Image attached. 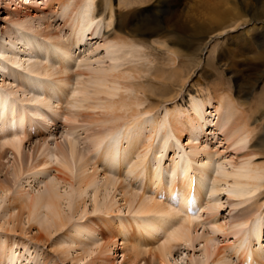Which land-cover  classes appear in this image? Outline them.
<instances>
[{
    "label": "bare ground",
    "instance_id": "bare-ground-1",
    "mask_svg": "<svg viewBox=\"0 0 264 264\" xmlns=\"http://www.w3.org/2000/svg\"><path fill=\"white\" fill-rule=\"evenodd\" d=\"M13 1L6 0V6ZM33 1L39 4V0L28 2ZM176 1L155 3L170 11ZM40 2L43 6L38 15L31 6H17L10 25L0 32V68H18V86L26 92L19 100L18 87L12 91L0 84V166H4L1 160L7 152L13 155L12 178L0 179V196L13 193L7 204L0 202V228L17 232L24 230L25 223H37L45 237L39 234L35 239H46L54 246L60 234L67 233V238L76 235L68 244L61 241V248L53 247L61 263L176 264L175 246L199 240L204 243L206 260L201 264H234L232 256L211 242L217 234L228 237V232L242 227L238 240L225 248L240 250L242 264H250L247 256L252 264H264V128H259L264 126V87L263 96L252 102L249 94L235 95V99L232 94L209 91V86L206 89L198 82L188 85L189 76L178 68L181 44L174 32L159 42L169 60L156 70L149 56L152 53H147V40L137 37L162 34L159 31L166 27L160 20L166 11L156 9L155 15L139 17L129 26L122 16L135 9L137 0H120L116 7L111 0ZM204 5L213 27L209 38L230 32L231 26L236 29L248 18L264 20V0H204ZM240 34L251 45L264 36V23L255 22ZM258 57L264 58V54ZM153 78L162 84L159 90L151 84ZM179 96L182 101L167 103ZM156 97L158 101H152ZM54 98L57 105L68 108L67 140L56 141L54 146L39 140L25 152V137L41 132L40 127L25 128L27 113L44 117L42 107L53 109ZM161 108L164 116L159 114ZM35 124L31 120L28 126ZM42 126L47 132L53 127ZM211 127L226 141L222 151L209 144L206 129ZM121 134L125 144L119 139ZM184 135L188 138L185 146L181 143ZM28 142L33 141L28 138ZM169 148L170 166L162 167L159 155ZM51 167L57 174L39 178ZM165 169L169 175L164 176ZM144 171L149 193L144 190L140 195L136 188L128 187L125 176L134 172L131 185H135ZM26 174L43 184L26 192L21 184ZM116 191L123 196L132 219L119 218L116 232L110 231L114 238L100 244L92 237L89 224L77 228L74 218L90 212L109 215L117 204L112 194ZM89 193L91 206L84 197ZM158 195L167 200L161 201ZM225 204L245 208L232 220H221ZM204 209L206 218L201 220ZM197 225L203 228L200 234ZM112 244L121 250L117 263L110 257ZM12 245L0 242V264L19 263L21 255Z\"/></svg>",
    "mask_w": 264,
    "mask_h": 264
},
{
    "label": "rangeland",
    "instance_id": "rangeland-1",
    "mask_svg": "<svg viewBox=\"0 0 264 264\" xmlns=\"http://www.w3.org/2000/svg\"><path fill=\"white\" fill-rule=\"evenodd\" d=\"M5 1H0V32L2 30H5L10 25V21L13 20L12 18L13 10H15L17 6H20V5L31 6L32 12L34 13V15L35 13L37 15L40 14L39 11H41V9H39V6H43L42 2H40L42 0L38 1L39 4L36 2L37 5H34V1L33 3L32 2L29 3L28 2L29 0H14L13 2H11L10 6H6L7 3ZM111 1L113 2V5H115L116 7L117 5H119L118 2L120 0H111ZM137 1L138 2L133 5L135 9L129 12L128 16L125 15V12H124V15L122 16L123 18H126L127 22L129 23V26H134L135 22L138 21L137 19L139 17L150 15L149 13H152V15H155L156 9L160 12L166 11L165 8L162 7L161 5L160 6L156 5L157 3L155 2L157 0L155 1L150 0L148 2H146V0H142V1L137 0ZM33 5L36 7H34ZM191 5H193L192 7L194 9L190 7ZM120 6L122 7V5ZM174 6L175 7H173L170 11H166L165 15L160 14L161 15L160 21L165 24L164 26L166 27L167 30L165 29L163 31H159V33H162V34H157V35H153L149 37L139 35L137 37V38L141 37L147 40V44H145L147 46V53L149 54L152 53L151 55L149 54L148 55L150 56L151 59L154 60L153 64L156 70H159L162 67V64L167 63V60H169L167 53L165 51H162L163 49L160 48L159 45L161 44L159 42L162 41V39L166 35L169 36L171 32H174V34L178 33L177 36L180 37L179 40L181 44L180 45L181 54H179L180 61L178 63V68L184 69L185 77L189 76L188 85L194 82H198V83H201L203 87H206V89H208L207 86H209V89H210L209 91H212V92L215 91L216 94L217 93L223 94V95L225 94L224 96H228V94L229 95L232 94L235 99H237L235 95L237 96L243 95L244 97L245 94H249L252 102L254 99L258 100L259 97L263 96V94H261L260 91H262L264 87V74H263L264 58H259L258 55L264 54V36L259 40L256 39L257 41L255 43L251 45H246L244 43L245 41L243 40V38H240L241 36L240 33H242L243 29L254 25L255 22L257 24H263L264 20L261 21V20L248 18L247 22L240 24L239 27H237L236 29H234L233 26H231L228 28L230 32L228 33L226 31L225 33L221 32L209 38V34H213L211 33L213 27L212 25H210L211 23L209 21V15H207L208 12H207V9L205 8L204 0H190V1L189 0H177ZM163 34L165 35L163 36ZM253 36H255V33H253ZM90 39L98 40L97 37H92V38L90 37ZM99 40H100V37H99ZM171 43L172 42H168L169 45H171ZM78 52H80L79 49L77 53ZM152 57L158 58V60ZM208 57H210L211 59H209ZM165 58H166V61L163 60ZM200 61H201V64H200ZM207 61H211L210 65H207ZM17 69L18 68L14 66L7 67V70L0 68V84H3L10 90H12V88L18 87L17 88L18 96L16 95V97L20 100L21 95L23 96V94H26V92H24L22 89H19L20 88L19 86H21L20 85L21 79H19L18 75L17 76L15 75V73L17 74V72L19 71ZM156 70L153 69L152 73L153 74L156 73ZM167 71H169V73H172L170 67H168ZM152 81H151V84L154 87H156L157 90H159L162 84L158 82V79L153 78ZM202 89H205V88H202ZM158 98L159 97H156L152 99V101L157 102ZM186 98L188 99L189 96H186L184 98V102H183L184 104L186 102ZM54 101H55V107L53 109L50 110V109H47L46 107H42L45 112V114L43 115L44 117L34 115L31 112L27 113L28 121H26V123L24 124L25 128L34 129V128L40 127L41 132L39 133V131L36 130L34 131V133H36L34 137H31V135L29 137H25L26 138L25 139V152L26 151L28 152L29 149H32V147L35 146L39 142V140L41 141V143L44 140H46L45 142L47 143V145H50V146L52 145L54 146V143L56 141L59 144H61L67 140L66 131H67V127L70 126L69 119H67L68 118V115H67L68 108L65 104L57 105V101L55 98H54ZM176 101H179V102L182 101V97L181 96L176 97L172 99V101H168L167 103L169 105L171 104L173 105V103ZM186 104H188V102H186ZM159 114L164 116L165 114L164 108H161V110L159 111ZM64 117H66V119ZM31 120H35L36 124L34 127L28 126L29 121ZM42 125L48 128H50L51 126L53 127L51 130L47 132V129L44 128ZM81 126H84V125H81ZM259 128H264V126H260ZM26 129L24 130V133L25 132L27 133ZM211 130H213L212 127L210 129H206L208 133L207 135L209 136V140H210V143H209L210 146L211 145L213 147L217 146V149L219 151H222L224 147L226 146V141L225 140L222 141L223 137L221 136L220 131L214 132V130L213 131ZM81 131L83 132V130ZM50 133H52L51 136H50ZM145 134L146 133H144V135ZM121 136L122 134L120 135L119 139L120 141L122 140L123 144H125L126 141L125 139L123 140ZM184 137L181 138V143L183 142L182 144L185 146L187 144L188 138L186 135H184ZM28 138L32 139L33 142L31 144L29 142L26 143L28 141ZM228 151L229 152L232 151V148H229ZM11 152L12 151L7 152L5 154L6 156L2 158L3 160H1L4 166L3 167L0 166V179L5 178L6 176L8 178H12L10 171H11V165L13 162V155ZM151 152L153 153L152 149L148 151L149 154H151ZM232 154L234 155V152H232ZM161 155L162 156L159 155V157H163V160L161 161V166L169 167L170 166L169 163L172 157L171 148H169L167 152L166 151L162 152ZM90 156L92 160L93 156L89 154V157ZM99 168L100 170H103L102 167H99ZM134 172L125 176V180L127 182L126 184L129 183L128 187L131 189L136 188L137 193L140 195L143 194L146 190L147 191L145 193H149L148 187L145 184V180H146L145 171L144 173L143 172L139 173L137 180L134 181L135 185H131V182L134 180V178L132 177ZM164 172H165L163 173L164 176L169 175L168 174L169 172H167L166 169ZM53 174H57V171L53 167H51L49 168L47 172L42 173L39 178H42V179L48 178V177H51ZM21 181H22L21 184H23L26 188L24 189L26 192L31 190L33 185L35 187H38L39 185L43 184L41 182L37 183V180L36 179L33 180L32 178H30V175L28 174L24 175ZM60 188H61V191L63 192L64 187L60 186ZM91 193H89V195L84 196L89 206H91V199H90ZM113 193L116 195L115 199L117 201L116 202L117 204L114 207L113 212H110L109 215H105L100 212H97V213L90 212L87 215L83 216L82 218L79 216H75L74 218V221H75L74 224L76 227L89 224L88 226H90L92 228L91 230L93 231V232L90 231L92 233V237L96 241L100 242V244L106 243L109 241V239L114 238L113 235L110 236L111 235L110 231L116 232L115 226L118 224L119 218L122 217L124 219H128V218L132 219L131 217L132 215H130L131 211H128V208L123 202V199H122L123 196L119 193V191H116V193L112 192V194ZM0 197H1L0 202L4 206L5 204H7L6 202H8L9 198L13 197V193H10L8 196L1 194ZM158 197L161 201L167 200V196L158 195ZM224 199H226V196ZM63 208H65L66 211H69L68 207H66L65 204ZM244 208L245 206L242 207V205L233 207V206L225 204V207L222 208L219 217L221 220L225 219L226 221H230L234 218L235 215L241 214ZM2 211H3V207L1 208V212ZM10 211L12 212L13 210H10ZM203 211L205 212H203L201 220H204L206 218V213H207L206 209H204ZM262 216L264 217V212ZM23 226L25 227L24 230H21V228L19 227L20 229L17 232H12V231L9 232L7 228H0V238H2L0 239V242L3 243L4 245H6L8 241L10 244H12L13 242L14 245H12V248H14L17 251V254L20 253L21 258L18 264H58V263L70 264L69 262L61 263L58 259V256L55 254L54 249H57V247L61 248L63 246L60 244L61 241L63 242V244H68L66 242H68L70 239L75 240L77 237L76 235L71 234L70 238H67L66 237L67 233L63 234L64 236L60 234L59 237L55 239L56 246H54L52 245L54 242L52 243L46 242L47 241L46 239L44 240L35 239L39 234L44 235L45 237V234L39 230L37 223H33V225L25 223V225ZM197 229L199 230L197 232L198 234H200V232L203 231L202 230L203 228L201 227V225L200 226L197 225ZM236 230L238 231V233L234 234V232L236 233ZM236 230L233 231V233L228 232L229 238L225 235L217 234L216 241L214 240L211 243L212 245H216L217 247H222L221 250L224 251L226 256L228 257L232 256V260L234 264H242L240 262V256H244V255L241 254L240 250L231 251L229 248H225L226 246L233 245L234 242L238 240V237L241 235L242 227H238V229ZM133 232L134 231L132 229V233ZM218 238L220 239V241ZM116 241L118 242V240ZM203 244H204L203 241L195 240L192 244L180 243L178 247L175 246L173 257H177L175 260L176 264H192L193 260L199 261V263L201 261H206L204 254H203V247H204ZM24 245H26V247ZM112 245L116 247H113ZM112 245H111L112 255L110 254V257L114 258L113 260L115 261V263H117L121 259V256H120L121 250H119V248L117 247L118 245H114V244ZM262 245L264 246V236L262 238ZM224 248L228 250H224ZM247 257H246V261L252 264L251 258H247ZM246 261L244 259V262Z\"/></svg>",
    "mask_w": 264,
    "mask_h": 264
}]
</instances>
